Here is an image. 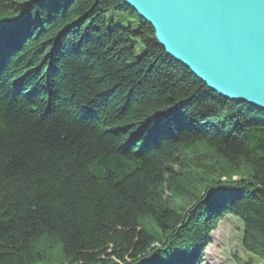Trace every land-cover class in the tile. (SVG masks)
Returning a JSON list of instances; mask_svg holds the SVG:
<instances>
[{
	"label": "trees",
	"instance_id": "16d2710c",
	"mask_svg": "<svg viewBox=\"0 0 264 264\" xmlns=\"http://www.w3.org/2000/svg\"><path fill=\"white\" fill-rule=\"evenodd\" d=\"M228 215L264 261L263 110L122 0H0V264H200Z\"/></svg>",
	"mask_w": 264,
	"mask_h": 264
},
{
	"label": "water",
	"instance_id": "95a60500",
	"mask_svg": "<svg viewBox=\"0 0 264 264\" xmlns=\"http://www.w3.org/2000/svg\"><path fill=\"white\" fill-rule=\"evenodd\" d=\"M210 90L264 111V0H122Z\"/></svg>",
	"mask_w": 264,
	"mask_h": 264
},
{
	"label": "rangeland",
	"instance_id": "374dc122",
	"mask_svg": "<svg viewBox=\"0 0 264 264\" xmlns=\"http://www.w3.org/2000/svg\"><path fill=\"white\" fill-rule=\"evenodd\" d=\"M210 237L211 243L206 247L200 264H264L262 259L245 251L243 222L238 217L228 215L220 220Z\"/></svg>",
	"mask_w": 264,
	"mask_h": 264
}]
</instances>
